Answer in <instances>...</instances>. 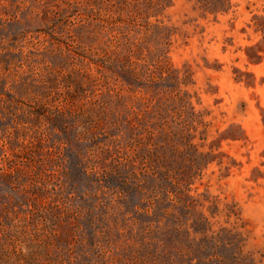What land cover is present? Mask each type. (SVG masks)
<instances>
[{"label": "rangeland", "instance_id": "1", "mask_svg": "<svg viewBox=\"0 0 264 264\" xmlns=\"http://www.w3.org/2000/svg\"><path fill=\"white\" fill-rule=\"evenodd\" d=\"M0 264H264V0H0Z\"/></svg>", "mask_w": 264, "mask_h": 264}]
</instances>
